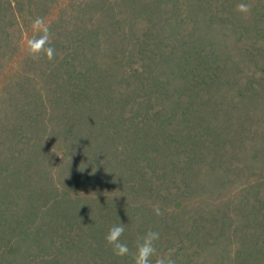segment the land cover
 Instances as JSON below:
<instances>
[{"label":"rangeland","instance_id":"374dc122","mask_svg":"<svg viewBox=\"0 0 264 264\" xmlns=\"http://www.w3.org/2000/svg\"><path fill=\"white\" fill-rule=\"evenodd\" d=\"M13 1L25 21L19 26L9 8L0 5V30L8 36L0 45V117L20 112L32 97L45 100L51 111L62 108V103L51 101L64 95L68 77L60 74L65 82L56 83L52 74L56 62L43 53L33 58L26 51L25 41L36 35L30 25L42 17L52 48L61 47L57 37L64 36L78 38L80 52H97L100 68L90 86L96 88L103 78L110 83L99 93L107 102L96 107L106 111L108 127L118 126V114L126 118V129L134 125L132 121L149 125L142 119L154 109L162 111L168 129L162 135L165 149L159 158L169 175L159 188L160 196L150 189L145 199L150 207L163 209L165 229L157 250L174 248L176 264H183L178 261L184 260L183 255L187 264H246L235 252L245 251L264 236L256 226L264 213V0ZM240 3L249 4L250 12H237ZM150 49L156 59L142 60L143 52ZM122 50L129 56L120 62ZM194 57L192 66L179 70L180 62L184 67ZM123 64L155 70L161 91L157 101L153 95L149 98V89L143 97L126 91L132 79L123 78ZM60 129L56 125L55 133ZM117 134L100 145L117 150L113 156L118 162L129 139L127 132L119 139ZM98 140L91 138V144ZM148 140L146 154H151V133ZM78 144L74 140V149ZM184 153L189 159L182 160ZM143 165L149 177L148 161ZM119 184L109 183L103 189L117 187L108 192L123 195L126 190H119ZM217 222L248 224L255 231L243 229L241 239L236 233L225 237ZM178 252L183 255L177 257Z\"/></svg>","mask_w":264,"mask_h":264},{"label":"trees","instance_id":"16d2710c","mask_svg":"<svg viewBox=\"0 0 264 264\" xmlns=\"http://www.w3.org/2000/svg\"><path fill=\"white\" fill-rule=\"evenodd\" d=\"M0 5L4 9L7 6L15 17L13 21L22 27L25 20L19 17L14 1L0 0ZM1 22L0 16V26ZM7 41L8 36L0 30V45ZM57 41L61 47L54 49L52 61L56 63L52 74L57 76L56 83L65 82L60 74L68 78L64 95L53 97L51 103L60 102L62 108L51 111L45 100L32 97L20 112L0 117V264H132L131 256L113 254L105 235L111 226L124 223L126 231L121 239L134 251L136 239L145 231L151 229L160 233L165 229L161 223H165L162 207V214L156 216L145 199L146 190H157L159 195V188L169 175L166 168L162 169L159 158L164 155L162 135L168 128L160 109H154L152 115L142 119L141 122L147 120L149 125L141 126L132 121L134 125L126 129V118L118 114V126L108 127L104 121L106 111L96 107H104L107 102L99 93L102 86L110 83L103 78L96 88L90 86L100 68L97 52H80L78 38L70 40L60 36ZM2 53L0 50V69ZM126 55V50L120 52V62L127 60L129 55ZM143 55L144 61L146 58L155 60L157 56L151 49ZM163 59L169 64L168 57L163 56ZM196 59L194 57L184 67L180 62L179 70L192 66ZM121 66L123 78L132 79L128 81V93L143 97L149 89V98L153 95L157 101L161 91L155 70L139 65ZM120 105L121 102L118 107ZM56 125L61 128L57 133ZM117 132L115 138L127 132L125 138L129 139L119 151L124 157L118 162L113 156L117 150L112 151L108 144L100 145ZM148 133L152 134L151 154H146L150 146ZM91 138L99 140L91 144ZM74 140H78L77 149H74ZM183 157L182 160L189 159L186 153ZM144 161H148L151 169L149 177ZM118 181L119 190H126L123 195L108 192L117 187L103 189L109 183L118 185ZM249 216L247 211L245 217ZM261 217L262 222H256V226L261 227L264 234L263 212ZM217 223L220 227H216L225 237L236 233L235 237L241 239L243 229L255 231V227L248 224ZM178 255L183 254L178 252ZM183 256L184 260L178 258V261L187 264ZM235 257L245 260L246 264H264V236L258 242L252 241L245 251H236Z\"/></svg>","mask_w":264,"mask_h":264},{"label":"clouds","instance_id":"9594fccd","mask_svg":"<svg viewBox=\"0 0 264 264\" xmlns=\"http://www.w3.org/2000/svg\"><path fill=\"white\" fill-rule=\"evenodd\" d=\"M250 8L251 6L249 4L240 3L236 6V11L239 13H248L250 12ZM30 28L36 35H33L25 41L27 54L36 58L43 53L46 59L52 60L55 50L49 46L50 30L44 18H35ZM153 214L156 216L162 214L159 205L153 206ZM125 231L126 225L119 223L111 226L105 235V242L111 247L115 256H131L132 264H176L174 248L162 252L157 250L156 243L160 239V233L158 231L149 229L138 236L134 244V251L130 250L128 244L121 239Z\"/></svg>","mask_w":264,"mask_h":264}]
</instances>
